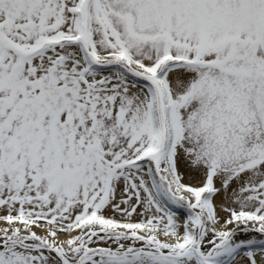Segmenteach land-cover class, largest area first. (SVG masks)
<instances>
[{
	"label": "snow or ice",
	"instance_id": "1",
	"mask_svg": "<svg viewBox=\"0 0 264 264\" xmlns=\"http://www.w3.org/2000/svg\"><path fill=\"white\" fill-rule=\"evenodd\" d=\"M0 264H264V0H0Z\"/></svg>",
	"mask_w": 264,
	"mask_h": 264
}]
</instances>
